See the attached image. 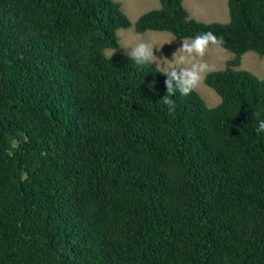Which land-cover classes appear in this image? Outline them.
I'll return each mask as SVG.
<instances>
[{
  "label": "trees",
  "instance_id": "1",
  "mask_svg": "<svg viewBox=\"0 0 264 264\" xmlns=\"http://www.w3.org/2000/svg\"><path fill=\"white\" fill-rule=\"evenodd\" d=\"M159 1L137 34L235 54L204 79L218 106L170 108L164 71L105 55L131 27L115 0H0V264H264V79L237 69L264 57V0L228 23Z\"/></svg>",
  "mask_w": 264,
  "mask_h": 264
},
{
  "label": "rangeland",
  "instance_id": "2",
  "mask_svg": "<svg viewBox=\"0 0 264 264\" xmlns=\"http://www.w3.org/2000/svg\"><path fill=\"white\" fill-rule=\"evenodd\" d=\"M122 6L123 11L131 22L128 29H120L117 32L119 49H108L105 55L110 58L117 54L131 53V48L139 43L149 44L153 50V58L150 60L162 71L168 68L173 55L183 47L184 40L175 38L168 32L148 31L139 35L135 31V23L138 19L153 10L161 8L159 0H115ZM190 17L203 23H228L230 21L229 6L227 0H183ZM190 40V39H189ZM235 58V54L223 48L210 46L203 57L212 71H220L227 68L228 62ZM237 69L249 71L260 79H264V57L257 53L249 52L242 57L241 66ZM207 73V74H208ZM206 74V75H207ZM205 79V78H204ZM200 83L196 91L206 102L209 108H214L221 103V97L205 81Z\"/></svg>",
  "mask_w": 264,
  "mask_h": 264
},
{
  "label": "clouds",
  "instance_id": "3",
  "mask_svg": "<svg viewBox=\"0 0 264 264\" xmlns=\"http://www.w3.org/2000/svg\"><path fill=\"white\" fill-rule=\"evenodd\" d=\"M222 44L223 38L217 37L210 31L200 33L191 40L184 39L183 47L174 53L173 60L169 61L168 68L164 71V74L170 77L167 81L168 94L162 99L164 104L171 108L174 101L170 97L177 91L182 96H188L196 90L206 74L213 70L203 60L206 51L210 46L220 48ZM153 55L149 44L139 43L131 48L130 56L138 65L149 62ZM173 79L177 81L175 88L172 85ZM256 131L258 134L264 132V120L259 122Z\"/></svg>",
  "mask_w": 264,
  "mask_h": 264
}]
</instances>
